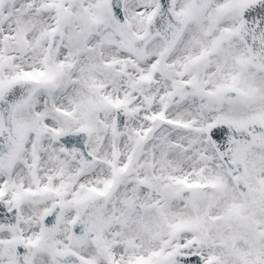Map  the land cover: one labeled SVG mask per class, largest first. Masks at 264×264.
Segmentation results:
<instances>
[{
	"label": "snow or ice",
	"instance_id": "1",
	"mask_svg": "<svg viewBox=\"0 0 264 264\" xmlns=\"http://www.w3.org/2000/svg\"><path fill=\"white\" fill-rule=\"evenodd\" d=\"M0 264H264V0H0Z\"/></svg>",
	"mask_w": 264,
	"mask_h": 264
}]
</instances>
